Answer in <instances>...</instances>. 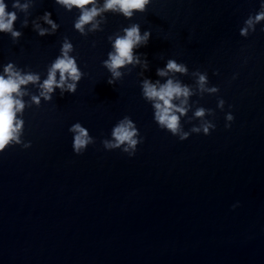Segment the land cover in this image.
Returning a JSON list of instances; mask_svg holds the SVG:
<instances>
[{
    "label": "water",
    "instance_id": "obj_1",
    "mask_svg": "<svg viewBox=\"0 0 264 264\" xmlns=\"http://www.w3.org/2000/svg\"><path fill=\"white\" fill-rule=\"evenodd\" d=\"M5 3L21 35L0 32V75L11 64L39 79L13 93L24 104L20 143L0 152V264H264V21L241 35L264 0H150L131 18L101 11L83 33L74 26L80 10L57 0H19L26 11ZM45 12L58 27L41 36L34 25L51 29ZM133 24L151 32L133 49L141 63L112 77L103 62ZM65 38L81 78L75 93L56 88L46 100L40 85ZM169 59L187 71L159 76ZM200 75L218 91H202ZM145 79L190 88L186 104L173 100L186 109L176 114L187 139L159 127ZM126 116L143 137L133 156L126 144H104ZM76 123L91 137L80 154ZM205 123L216 125L207 135Z\"/></svg>",
    "mask_w": 264,
    "mask_h": 264
},
{
    "label": "clouds",
    "instance_id": "obj_2",
    "mask_svg": "<svg viewBox=\"0 0 264 264\" xmlns=\"http://www.w3.org/2000/svg\"><path fill=\"white\" fill-rule=\"evenodd\" d=\"M58 3L64 5L69 11L73 7L80 10L78 19L75 22V28L81 33L84 31V25L89 24L95 17H97L101 11H119L125 18H131L134 14L133 10H139L144 12L150 3V0H105L103 8H97L95 6V0H57ZM88 5H93L92 7H87ZM13 8H19L26 11L28 8L27 4H19V0H13ZM7 4L5 0H0V32L11 33L13 38H17L21 33L14 30V22L18 19L17 13L15 11H7ZM43 19L49 25L51 29L42 28L39 24H35L34 27L38 30L39 35L43 36L45 34H54L57 29V23L50 18V13L45 12ZM264 21V3H261L260 10L253 16L250 15L245 21L247 27L241 29V35L248 34V28H252L255 31V24ZM25 25L27 21L23 22ZM95 27V25H93ZM124 35L118 36L114 42V51L109 52L108 59L103 63L111 72L112 77H120L121 73L118 71L121 67L126 64H136L141 63L139 56H134L133 49L146 46L151 36L150 30H145L143 34L140 31L139 24H133L130 27L124 28ZM73 45L65 41L61 48V55L56 58L55 62L51 65L48 72V77L40 85L42 91L40 93L46 100L51 99V93L55 91L56 88H60L63 92L66 90L70 93H75L77 88V83L81 78V72L77 67V62L74 57L69 55L72 51ZM147 60L144 61V67L147 68ZM60 74V79L57 81L56 73ZM169 71L185 73L187 71L186 67L182 63H178L175 59H169L167 61L165 68H158L157 74L159 76H166ZM7 74L5 76L0 75V152L6 149V146L10 144L11 141L15 140L17 144L20 143L19 136L17 133L21 129L23 124L22 120L16 119V113L21 111L24 104L21 100L14 98L13 93L20 94V86L28 84L29 82L35 83L39 77L34 74L21 75L19 72L14 71L11 64L7 65L4 69ZM71 80L72 83H68ZM109 84H113L114 80L109 79ZM159 84V81H157ZM151 83L148 79L143 81V96L148 100L154 101V119L158 123L159 127L162 129L169 130L171 134H180V140H185L188 138L189 134L187 132H182L180 128V113L183 115L186 111L184 107H179L173 103L174 99L183 97L181 104L187 103V97L191 95L190 88L187 85H181L179 81L174 82L172 79H168L166 83L160 84ZM200 89L216 92L218 88H207L205 89L206 76L200 75L198 81ZM33 100L39 103L38 97H33ZM225 101L220 99L218 101V107L223 108ZM231 107V105H229ZM205 109L200 108L196 111L195 115L198 117H203ZM227 120L232 121L234 116L232 113L227 115ZM215 124L205 123L202 125L203 132L205 135L209 134V129H214ZM225 127H230V124H226ZM75 132L73 141V148L77 154L81 153V150L86 147L90 142L91 137L88 135V130L82 127L80 123H76L70 129ZM200 128L194 127L193 132H200ZM112 135L114 137V142L105 141V147L110 149L119 148L121 145H127L124 147L123 151L129 156H133L137 149V144L143 142V137L141 136L139 141L136 139L138 135V129L134 125V122L129 117H125L119 122L117 126L114 127ZM31 142L29 141L25 144V147H30Z\"/></svg>",
    "mask_w": 264,
    "mask_h": 264
}]
</instances>
